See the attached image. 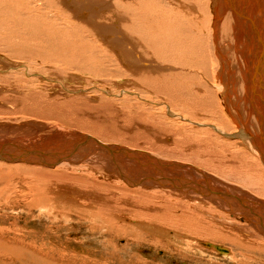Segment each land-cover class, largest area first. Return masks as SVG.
<instances>
[{"label": "bare ground", "instance_id": "bare-ground-1", "mask_svg": "<svg viewBox=\"0 0 264 264\" xmlns=\"http://www.w3.org/2000/svg\"><path fill=\"white\" fill-rule=\"evenodd\" d=\"M86 1L87 0H0V47L2 48L0 49V51L1 50H4V51L6 50L8 52L10 51L11 46L9 43L13 44V40L11 39V37H8L7 35H11L13 31L10 34H8L10 31L6 30L8 33L5 34L6 32L5 28L6 26L14 28L15 25L17 26L19 25L23 27L24 30H27L26 28L30 29V27L33 30L32 27H34L35 30H39V32L36 34L42 35V36H44L45 33H50V36L52 34L53 35L55 34L56 36L59 33L60 37L59 35L58 37L61 39L63 38L65 39V37L67 38V36H65L67 34L69 36L68 37L69 40L70 38L71 39L74 38L77 40V44H79V47L76 46V48L75 47L74 48L78 50V52H81L79 50L81 49L83 50L84 47L88 48L89 46L87 47V45L91 43L88 40H93L92 39L93 37L96 38V41L97 40L99 42L100 40L103 41V42H100L102 43L103 47L102 46L100 47L97 46V47L98 49L101 48V52L103 53L105 57L106 56L108 57V55H110L111 57H109L108 59H111L112 62H115L117 66V70L115 66V70H113V74L115 73L116 75L119 74L123 76L127 75L126 77L131 75L133 76V78L135 77V79H137V77L139 79L144 78L145 80L144 82L146 83L149 82L148 90H151L152 96H150L149 94L147 95L150 96V99L151 97L153 98L154 101L152 100L153 101L152 103L154 105H153V110L150 109V111H153V115L150 116L152 120H150L151 118L149 117L148 119L151 121L152 123L151 125H153L154 134H155L154 144L150 141L149 142L152 143L151 146L154 149H151V150L154 153H151L152 151L150 153L149 152L147 153L144 150H137V149L133 150V149L126 148L120 145H111L109 143L106 144L105 142H103L104 140L102 141L100 139H97L96 137H93V138L90 137L89 140L80 141L81 138L84 137L83 135L82 136L77 135L76 140L73 139L74 137L68 140L65 135L66 130L57 129V128H53L54 129L53 132L48 131L49 133H42L45 130L41 126L34 127L31 125L32 124L31 122H36V121H29V122H24V123H15V122L9 123L8 121L6 122L3 121V122H0V130L8 134L5 137L11 136V138L0 140V163H1L0 166L17 165L23 168L24 166H30L34 168L36 167V169L41 168L42 170L49 169V170H52L51 172H57L54 170H56V168H58L59 166L69 167L70 169L77 170L78 172L85 171V169H87V172L93 171L96 176L99 175L101 177H104L107 180L109 179L111 181H114L112 183L114 185L122 186L121 187V186L109 185V187H112L111 189L113 191L118 192L117 191L118 187L121 189L125 187L124 189L128 191H125L122 189L123 192L119 193L121 195L128 196L129 194L131 195L134 194V196L136 197L137 195L135 194H138V195L141 194L142 196H146L143 198L148 200V199H154V198L149 195H146L147 193L149 194V192H151L150 195H152L153 192H158L157 195H159L160 197L161 195L164 196L165 199L163 200H166V202H168L169 204L174 205L173 211L176 210V212H179V215H177L178 213L176 215L171 214L173 216L168 217L166 219V216L158 214L157 219H159L160 221L163 220L162 222L166 224H170L171 222H173L175 223L173 224L174 227L178 225L180 229L193 232L192 233L193 235L194 233L196 234L201 233L203 236L206 237L205 238L206 240L212 237L213 239H217L219 242L222 240L223 242L233 243L234 247L238 249V251L242 250L245 253L250 251L249 253L250 256H246L245 259L244 257L239 258V261H238L239 263H238L237 262L238 259H236L235 254L233 255V251L231 249L224 248L220 245H215V243L213 242L212 243L205 242L204 245L206 246V249L207 248L213 249L216 252H218L220 255L221 254L226 255L227 256L226 258H231L230 260L232 261L233 264H250L248 263L250 258H251L250 260L254 262L255 256L251 255V254H254V251H258V250L261 252L263 251L262 253L264 254V249H263L264 248V0H112L114 6L113 7L111 6V7L114 8L115 13H117L119 10H122V12L123 11L126 12V16L128 13L130 15H133L134 19H136L135 23L137 24H136L135 36L138 35V37L137 39L136 38L132 39L133 37L131 39L134 41H137V46L139 47V49L137 48L138 50H135L136 48L133 49L130 46L131 44H129L128 41H130L131 39L127 40L126 39L127 37L126 38L122 37L121 35H124V34L122 33V31L119 32V28H117L119 23L123 21V18L126 19L128 16L127 17L123 16L124 13L123 14L121 13L122 15L120 16L119 14L121 12L120 11L118 13L119 18H117L116 21L114 20L116 18L115 16L111 17L110 20L115 21L112 25H110L112 27L104 26L105 24L102 23V21L101 22L99 21L100 23L96 24L94 23V18L96 14L105 12L104 8L101 7L99 4H97L96 2L102 4V6L104 7H108L110 4V3L108 4V2L110 0H108L107 3L105 2L107 0L105 1L98 0V1H95L93 4H91V2L90 3L88 2V4L83 5V3ZM42 4H45V8L48 5L52 7L51 12L53 14L46 15L45 13L41 12L40 6ZM90 5H94V6L90 8ZM87 6L89 7L86 8ZM110 11L112 12V10ZM51 12L49 13L51 14ZM93 13H96V14L93 15ZM105 13H109V12H105ZM99 15L101 16V14ZM51 18H53L54 21L50 20ZM76 18H78V20L79 19L84 20L83 22L84 23L86 22L85 25L88 24V26H83L84 25L83 23L82 26H80L79 24L78 27L74 29L73 28L74 26L72 25L73 24L72 21ZM102 18L103 19L101 20H105L106 16ZM58 21H65L67 25L71 24L70 27L73 26L72 27L73 29L72 28L71 29L75 30L73 33L74 37L73 36L70 37L69 33L71 32L66 33V28L64 30L58 29V31L60 32L65 31L66 33L64 35L65 37L64 36L61 37L62 34L60 32H57V29H56L58 27L57 25H59L60 27V24H61V22L59 24ZM105 21H107V19ZM124 21H127V19ZM19 26H18V29L16 30L13 28L12 29L15 31H18L20 29L21 31V28ZM64 27H67V26H64ZM128 28H129V32H131L130 29H132L133 27H128ZM20 31L18 32L20 33ZM27 31H22L21 32L22 35H23V32H27ZM79 32L81 33L80 36L78 35ZM14 34H16V32L12 34V37ZM17 35L18 33L16 34V37ZM19 35H18V38H19ZM82 35L84 36L86 35V37H81ZM31 36L32 35H29L30 39H31ZM33 36L35 37L34 34ZM33 36H32V39H33ZM46 36L48 37V39L50 38L51 40H54L52 38L55 37V36L49 37L48 34L45 35V37ZM16 37L14 36L13 38L16 39ZM68 38L66 41H68ZM50 39L48 41L52 42L50 41ZM74 39L73 41L70 40L73 46H75L74 44L76 43ZM34 40H37V38H34ZM45 41L48 42L47 40ZM66 41L64 40L63 44L66 43ZM14 42L16 43L18 42V40H15ZM61 44L62 43H60L59 45L61 46ZM66 44H69L72 47V45L69 42ZM15 45L16 44H14V46ZM14 46H13V49H15L16 47ZM19 46H21V44ZM34 46L36 47V45H33V47ZM43 46L45 47V45ZM70 46H67V47H70ZM28 47L31 48V45ZM46 47L45 49H47ZM62 47L63 46H61V48ZM94 47L95 49L97 48L96 46ZM20 48L22 49V47ZM20 48L18 50L21 51ZM86 48H84V50ZM89 48H91V46ZM26 50L25 52H27ZM91 50H88L90 51L89 53H91ZM14 51L13 53L15 54ZM32 51L35 52L36 50L35 49L30 50V52ZM38 51H36L35 53L33 52L34 55L37 52L39 53L38 55H41V54L43 55L41 50H38ZM66 51L68 50L66 49ZM83 51H82L81 57L82 55H84ZM72 52L73 50L71 51V53ZM101 52L97 51V53L102 55ZM13 53L11 52V55ZM75 53L72 54L73 57L75 56ZM4 54L6 55V52ZM38 55H36L35 57L37 58ZM100 55L99 57L97 56V58H100ZM2 56L4 58V55ZM12 56L14 57L16 56V54ZM86 56L87 55H85V57ZM116 56L121 58V62L125 60V62L123 61L121 66L117 62L118 59L114 58ZM93 57L91 56L90 58H88L87 61H89V59L92 60ZM48 58H47V61H48ZM32 59L31 61H33ZM42 59L46 60L43 57ZM103 59H106V58H103ZM19 60L21 61L22 59H19ZM57 60L59 61L60 58ZM93 60L90 62L91 64L93 63ZM99 60H101V58ZM73 61L74 60H72V62ZM82 61H85V60H80L81 63L79 62V60L74 61L71 67L74 66L75 69L77 68L79 70H83L84 73H86L85 71H87V73L96 74L98 71L96 76L99 74L100 69L101 68L103 69L105 67L104 65H103L104 67H102L101 64H99L100 68H96V65L94 66L92 65L91 67H86L87 65L86 66L83 65L85 62L83 63ZM107 61H110V60H107ZM22 62L23 60L21 61V63ZM94 63H96L95 60H94ZM80 64H82L83 66ZM111 64H114V63H111ZM44 65H46V63H44ZM64 65L65 67L67 66L66 69L69 67L67 63ZM27 66L25 65V67ZM108 67L109 66H107V69H109ZM120 67L123 70H121ZM238 67H240V69L238 72V76H236L235 72L238 69ZM102 69L100 72H102ZM102 73L105 74L104 72ZM12 74L13 73H11L10 75ZM63 74L64 76L66 75L65 73H62V75ZM20 75L21 74H19V76ZM108 75H111V74H106V76ZM249 75H253V77L248 78ZM9 76H7V78ZM70 76L71 75H68L67 78ZM1 77L2 76H0V78ZM129 78L131 77L129 76ZM11 79L12 78H10V81ZM12 80H15V79H12ZM28 80L29 79H27V81ZM126 80L127 79H125V81ZM10 81L8 82L11 83ZM138 81L140 82V80ZM247 81L249 82V87H250V84H252L253 86L251 89V94H248V91H247V84H246ZM26 82H24V84ZM28 82L26 83L27 85H28ZM136 83H135V88L137 85ZM129 85L131 84L129 83ZM31 86L32 85H30V87ZM118 86H120V84ZM124 86H127V85H124ZM2 88L3 87H1V89ZM4 90H0V91H4ZM33 90L35 89L33 88ZM137 90L139 91V89ZM141 92H142V89H141ZM139 96L140 95H138V97ZM95 98L94 100H97ZM122 99L125 100V98H121V100ZM111 101L112 99L110 100V102ZM139 101L141 102V100ZM141 105L144 106L143 102ZM142 107L140 106V108ZM148 108H146V110ZM142 111H138V113L140 112L142 113L141 116L144 113ZM101 113L103 114V112ZM110 113H115V111L110 112ZM116 114L118 113L116 112ZM116 114L113 115L112 117L116 116ZM145 116H142V117L145 118ZM102 118L100 119V121H102L103 123L105 121H103ZM114 118H117V117H114ZM133 119L134 118H132V120ZM146 120H144V122L142 121H139V122L145 123ZM96 124H98V122ZM134 124L132 125L133 127H135ZM136 124L138 123L136 122ZM151 125L150 127H152ZM46 126L48 127V125ZM49 129H52V128L49 126L47 130ZM24 130H28L31 132H33L32 130H35V131L32 135L21 137V135L18 133L19 132L22 133ZM36 131L38 132L37 135H35ZM40 131H41V134H39ZM130 131L133 132V129ZM142 131H145V132L148 131L147 133H149V129L147 131L146 130H142ZM70 133H73V131L69 130L67 136ZM56 134H59V137H58L59 141H56L53 139L54 136L57 137ZM135 134L137 135V133ZM51 135L53 136L51 137ZM145 137L147 138L148 136H145ZM150 138H151V135H150ZM6 141H10L12 142V144L16 145V147L13 149L12 152H7L6 148L3 146L4 142ZM76 145L79 146L80 149L77 152H75V156L71 155L65 159L64 158L57 159V153L53 151L56 149H60V147L62 146H64L65 149H71ZM10 147L12 148L13 145H11ZM48 151L53 156L48 155L47 154ZM162 157H164L165 159H163ZM89 167L91 168L92 171H89ZM199 167L203 168L204 170H201ZM28 169L29 168L27 167V170ZM41 169H38V170H41ZM62 170H65V169L63 168ZM51 172L49 174H33V176H31L30 178L26 177L27 179L24 178L25 174L23 175V177H22V174L21 175L18 174L19 175V177L17 176L19 178L18 181L23 182V188H22V185L21 186L19 185L18 186L19 188L17 187L15 188L18 189L20 193L22 194L24 193L26 196L28 195L30 198H33L32 206L37 205L39 208H44L43 209L44 211L46 208V210L47 209L52 210V211L54 210V212L56 211L57 213L58 210L61 211L60 209L62 210L64 209V208H61L59 205L60 204L59 201L60 200L63 201V200L62 199L59 200V198H62V196L60 195V192L57 191L59 189L58 186L61 185L63 188V185L65 186L66 184L61 181L63 185L62 184L56 185L58 182H54L53 180L58 179V180L65 181L66 179L70 177L69 176L67 178V176L70 173L64 172V171L59 173L58 171L57 172L58 174H56V173H51ZM74 172L71 170L72 176H74L73 175ZM75 173L77 174V172ZM81 176L82 175H80V177ZM43 177L48 178V180L53 179L52 181L56 183L54 184L56 185V189L54 185L53 186L51 184L47 185V182L45 180L43 182L42 180ZM12 179L14 178L12 177ZM72 180L75 181L74 179ZM66 182H68L66 186H69V181L66 180ZM81 182H80V185H81ZM44 183H46V185ZM76 186L77 185L73 186L71 189L74 190L75 189L74 187ZM85 186L86 188H88L86 184ZM154 189H157V190H154ZM72 190L68 189V193H72V192H69ZM78 191H82V190H78ZM96 191H97V188H96ZM0 192H1V189H0ZM65 193L67 194V192ZM75 193H72V194L75 195ZM80 193L82 194L83 191ZM110 193L113 194L112 191H110ZM81 194H80V197L82 195L83 196L85 195V194H82V195ZM86 194L89 196V193L86 192ZM73 195L72 197H74ZM91 196L92 195H90V197L88 198H91ZM102 196L104 197V195ZM139 197L140 196L136 198L138 199ZM174 197L176 198L173 200ZM254 197L259 198V199H256ZM74 198L76 199V197ZM85 198L87 199V197ZM184 198H188L190 201H193V200L195 202L198 201V206H199V209L201 210V214L203 210H206L203 214L207 216L208 219L210 218L209 217L210 215L207 213V211L213 213L215 217L213 220H211L212 224L207 223L205 220L207 218L204 219L203 215H199L198 213H196L198 212L199 209L196 210V212L192 211V208L188 206V203L187 204L184 203ZM128 199L130 201V198ZM65 200L68 201L70 200V198L68 199L66 198ZM103 200L105 201V199H102L101 201ZM74 201H73L74 204L72 203L73 208L75 204L77 206L79 203V202L77 203L78 199L76 200V202ZM125 201L126 200H124L123 203ZM85 202L88 203V201H85ZM161 202L165 203V201H162V200ZM207 202L208 204L206 207L205 204ZM168 203H165V204H168ZM193 203L191 206H193ZM63 204L65 205L67 203H63ZM69 204H67V207L69 206ZM92 204L90 206H92ZM105 204H108V202L102 204V208L105 206ZM141 204L145 205L146 203L145 201L143 202L141 201ZM203 204L206 208L203 206ZM125 205H123V207H126L127 205H129V203H127L126 206ZM76 206L75 208H77ZM129 206L131 207L132 205H129ZM161 206L162 204L160 203V207ZM83 207L84 206H82V208ZM154 207L155 206H153V208ZM166 207H169V206L166 205ZM157 208L159 207L157 206ZM196 208H198L197 203H196ZM79 209H81V207ZM89 209L92 210L91 207ZM95 209H96L95 211L99 210L97 208ZM134 209L135 208H133V210ZM65 210L66 211L72 210V208L65 209ZM76 210L78 211V209ZM157 210H160V209H157ZM119 211H121V209ZM128 211L129 213L131 212L130 210ZM110 213L111 212H109V214ZM131 213L138 214L136 212L134 213V211ZM112 214L114 215L108 216L109 218L106 217L108 218L106 220L105 219L102 220L103 217H101L100 215H94L92 217L88 216L90 218H88L86 215H79L81 218L80 217L78 218L84 220L83 224L87 225V227L90 228L91 230L96 229V228L98 230H102L103 228H105L106 230L115 232L117 234L118 233L123 234L124 232H127L125 229H122L119 227L118 228L108 227V226H111L109 223V220L113 218L116 219L115 213H112ZM147 215H149V212ZM230 215L232 216V218H230ZM139 216H142V215L140 214ZM149 216H153V215H149ZM146 217L144 218L146 219ZM152 218L153 217H151V219ZM113 221L115 220L113 219ZM200 221H205L206 224L202 222V224L200 225L199 224ZM131 222L132 224H135V226H138L136 225L137 221L136 222L131 221ZM121 223L127 224L122 221ZM197 224H198V227H197ZM115 225L116 224H114L113 226ZM148 227L151 228L150 225H148ZM212 227L214 229L215 227L216 228L218 227V229L220 230L217 232H214V230H212ZM226 227H228L229 231L227 230ZM158 228L160 230L163 229V231L165 230L168 232L166 228L165 229L163 227H158ZM225 228L227 231L225 230ZM127 229H129V227H127ZM155 232L157 233L156 230ZM226 232H230L231 234L229 233L230 235H228ZM101 233H103V231H101ZM164 240L166 241L165 238ZM174 241H177V240L175 239ZM180 245H179V248L181 247ZM201 245H203V243H201ZM134 247L136 248V246ZM251 251L253 252L251 253ZM33 254H31L32 258L36 256ZM240 254H241V251H240ZM31 255H30V258H31ZM260 262L264 264V262L262 261ZM257 263H258V260H257Z\"/></svg>", "mask_w": 264, "mask_h": 264}, {"label": "rangeland", "instance_id": "rangeland-1", "mask_svg": "<svg viewBox=\"0 0 264 264\" xmlns=\"http://www.w3.org/2000/svg\"><path fill=\"white\" fill-rule=\"evenodd\" d=\"M95 1H98V0H87L86 2L83 3V5L88 4V2L89 3L91 2V4H93ZM105 2L107 3L108 0ZM96 3L99 4L101 7H103L105 12H109V13H105V12L99 13V14H101V16L99 14L93 13V15L96 14V16L98 17L97 18L95 16V18H94V23H96V24L100 23L102 21V23L105 24L104 26L112 27L110 25H112L116 21V19L119 18V14L121 16L124 13L123 16H126V12H124V11L122 12V10H119L117 13H115L114 8H112L114 6L112 0H110L108 2V4L109 3L111 4V5L109 4L108 7H104V6H102V4H100L98 2H96ZM48 6H46V8H45V4H42L40 6L41 7L40 10H41V12L45 13L46 15H48V14L52 15L53 14L51 12L52 7L49 6V8H48ZM93 6L94 5H90V8H92ZM88 7L89 6H87L86 8H88ZM47 8H48V10H47ZM110 10H112V12ZM49 12H51V14ZM104 16H106L107 21H105L106 19L101 20V19H103L102 17H104ZM114 16L116 17L114 19L115 21L114 20L111 21L110 20L111 17H114ZM127 16H126L127 21H124L126 19L123 18V21L119 23L117 28H119V32L122 31V33L124 34L121 36L125 37V38L127 37L126 38L127 40H130L132 37H133L132 39H134V38L137 39L138 35L135 36L136 24H137V23H135L136 19H134L133 15H130L128 13H127ZM50 20H53V18H51ZM76 20H78V18H76L72 21L73 22L72 25L74 26V27L73 26L72 27L74 29L76 27H78L79 24H80V26H82L84 23L83 22L84 20H81V19H79L78 21H76ZM58 22H59V24L61 22V24H60V27H59V25H57L58 26L56 28L57 32H60V31H58V29L64 30L66 28V33L71 32V33H69L70 37L73 36V33L75 30H72L73 28L70 27L71 24L67 25V23H65V21H58ZM62 23H63V25H62ZM85 24H86V22L84 23L83 26H88V24L87 25H85ZM4 26H6V25H4ZM16 26L17 25H15L14 28L6 26L5 31L8 30L10 32L8 33L6 31L5 34H7V33L10 34L13 31L11 33V35H7L8 37H11V39L13 40V44L9 43L11 46L10 47L11 49L9 52L6 50L0 51V53L2 55H4V58H3V56L0 54V59L2 60V61L0 60V65H1L0 66V68H1L0 74H2V75H0V76H2L0 78V82L3 83V84L0 83V90H4V89L6 90V92H5V90L0 91V122L8 121L9 123H11V122L24 123V122H29V121H36V122H31L32 123L31 125L34 127L35 126H41L45 130L42 133L53 132L54 131L53 128L66 130L65 135H66V138L68 140H70L72 137H74L73 139L76 140L77 135L78 136L83 135L84 137H91V138L96 137L97 139H100L102 141L104 140L103 142H105L106 144L109 143L111 145H120V146H124L126 148H130L133 150H135V149L144 150L147 153L148 152L150 153L152 151L151 149H154L151 145H152V143L154 144V142H155V137H154L155 134H154L153 125H151L152 123L150 121V120H152V118L150 116L153 115V111H150V109L153 110L154 104L152 102L154 100L152 97L150 99V96H152V92H151V90H148L149 89V85H148L149 82L146 83V82H144L145 81L144 78L139 79L137 77V79L140 80V82H139L137 79H135V77L133 78V76H131V75H129V76L133 79L129 78V76L126 77L127 75L123 76V75L118 74L119 75V77H118V75H116L114 73L116 75L115 76L113 74V70H115V66H116L115 62H112L111 59H108L109 57H111L110 55L107 54L108 57L107 56L105 57L103 55V53L101 52V48L98 49V47H100V46L103 47L102 43H100L103 41H101V40H100V42L98 40L96 41V38H94L93 36H91V37H93L92 38L93 40H88L91 43L87 45V47L91 46V48L88 47L89 48L88 49V48L84 47V48H86L85 50L83 48L84 51L81 49V50H79L81 52H78V50L75 49L76 46L79 47V44H77V40L74 38H72V39L70 38L71 41H73V39H74L76 42V43L73 42V43H75L74 44L75 46H73V44H71L72 42L68 38L69 36L65 33V31L60 32L62 34L61 37L66 34L65 36H67L68 41H66L67 38L65 36H64L65 39L59 38L60 37L59 33L56 36H55V34L54 35L52 34L50 36V33H45V35L48 34L49 37L55 36L52 38L54 40L56 39L55 41L51 40L49 38L50 41L53 42L52 43V42L48 41L49 39L47 36L45 37V35L44 36L37 35L36 33H38L39 30H35L34 27H32L33 30L31 29V27H30V29L26 28L28 30L27 31V30H24L23 27L18 25L21 28V31H20V29L18 30V31H20V33H19L18 31H15L16 29H18V26H17V28H16ZM64 26H67V27H64ZM128 27H133L132 29H130V31L134 34L129 32ZM12 28L15 30H13ZM35 28H37V27H35ZM126 28L128 31L126 30ZM22 31H27V32H23V35L25 33L24 36L21 33ZM15 32H16V34L18 33V35L20 34L22 36L19 35V38H18V35L16 37V34H14L13 37L15 36L16 39L13 38L12 34ZM26 33H28V34H26ZM122 33H120V34H122ZM33 34L35 35V37L33 36ZM29 35H32L33 39H32V36L30 39ZM58 35H59V37H58ZM78 35L80 36L81 33L79 32ZM86 35L85 36L82 35L81 37H86ZM43 37H45V38H43ZM128 37H129V39H128ZM28 38H29V40H28ZM34 38H37V40H34ZM98 38H99V36H98ZM44 39L47 40L48 42H46ZM100 39H101V37H100ZM132 39L130 40L131 42L128 41L129 44H131L130 46L133 49L136 48L135 50H138L139 47L137 46V41H134ZM15 40H18L19 43L21 41V43H20L21 46H19L20 44L18 42L15 43L14 42ZM31 40L32 41L34 40V41L32 42ZM64 40L66 41V43L69 42L73 48L69 44H66V43L63 44ZM60 43H62L61 44V46H63L62 48L59 45ZM14 44H16L15 46L17 48L14 46ZM30 45H31V48L28 47ZM33 45H36V47L35 46L33 47ZM43 45H45V47L47 46L46 47L47 49H45V47ZM65 45L70 46V47H67ZM92 45H93V47H92ZM135 45H136V47H135ZM13 46L15 47V49H13ZM94 46H96V47L98 46V47L95 49ZM20 47H22V49ZM25 47H27V48H25ZM19 48L21 49V51L18 50ZM0 49H2V48L0 47ZM12 49H13V51L15 50L14 52H15L17 58L20 57L19 59L23 60L22 63H21L22 60L20 61L19 59L16 58V56H14V57L12 56V55H15L13 53ZM16 49L18 50V52ZM33 49H35L36 51L41 50L43 55L45 53V55H44L45 57L42 54H41L42 56L38 55L39 51L34 55V53L36 51L30 52V50H33ZM66 49L68 51H66ZM77 49H79V48H77ZM94 49H95V51H94ZM25 50L27 52H25ZM72 50H73V52L71 53ZM74 50L76 51L77 54L75 53ZM88 50H91V53H89L90 51H88ZM82 51L84 52L83 53L84 55H82V57H81ZM97 51L101 52V54L103 56L100 55L99 53H97ZM5 52H6V55L4 54ZM11 52L13 53L12 55H11ZM74 53H75V56L73 57L72 54H74ZM78 53H80V54H78ZM8 54H10V55H8ZM94 54L96 57L94 56ZM18 55H19V57H18ZM20 55H22V56H20ZM36 55H38L37 58L35 57ZM85 55H87L88 57L86 56L87 57L86 58ZM99 55H100L101 60H99L100 58H97V56L99 57ZM23 56H25V57H23ZM79 56L81 57V59ZM91 56L92 57L94 56L95 58H97V59H95L93 57L97 64L94 63L93 58H92V60H93L92 64L90 63L92 61L91 59H89V61H87L88 58H90ZM42 57L45 58L46 60L42 59ZM13 58H15V59H13ZM32 58H34V59H32ZM47 58H48L49 62L47 61ZM56 58L57 59L60 58V60L58 61ZM103 58H106V59H103ZM114 58L118 59L117 62L120 64V66L122 65L123 61L125 62V60H123L121 62L120 57L116 56ZM31 59L33 61H31ZM37 59H39V60H37ZM40 59L44 62H42ZM72 60H74V61L79 60V62H80V60H85V61H82L83 63L85 62L84 64L83 63L82 64L85 66L87 65L86 67H91L92 65L93 66L96 65V68H100L99 64H101L102 67L105 66L103 69L101 68L102 72H104L105 74L100 72L101 69H100L99 74L97 76H96V74L98 73V71L96 74L87 73V71H85L86 73H84L83 70H79L77 68L75 69L74 66L71 67V65L74 62V61L72 62ZM107 60H110V61H107ZM63 62H64V64L67 63L70 68L68 67L66 69L67 66L65 67ZM11 63H12V65H11ZM44 63H46V65H44ZM111 63H114L115 65L111 64ZM3 64H5V65H3ZM40 64H42V65H40ZM48 64H49V66H48ZM82 64H80V65H82ZM25 65L26 66L28 65L27 66L28 68L25 67ZM4 66H6V67H4ZM7 66H8V68H7ZM10 66H11V68H10ZM107 66H109L108 67L109 69H107ZM120 69L123 70L121 67H120ZM239 69H240V67H238V69L235 72L236 76H238ZM77 70H78V72H77ZM116 70H117V66H116ZM18 71H20V72H18ZM14 72H15V74H14ZM11 73H13V74L10 75ZM62 73H65L66 75L68 74L71 76L67 78L68 75L64 76V74L62 75ZM19 74H21V75L19 76ZM24 74L26 75V77ZM100 74H101V76H100ZM106 74H111V75L106 76ZM6 75L9 77L7 78ZM102 75H104V76H102ZM147 75H149V74H147ZM251 77H253V75H249L248 78H251ZM10 78L15 79V80L11 79V81H10ZM20 78H21V80H20ZM26 78L29 79L31 82L29 80H28L29 81L28 82ZM125 79H127L126 80L127 82L125 81ZM8 81H10L11 83H9ZM26 81L28 82V85L26 84L27 83ZM24 82H26V83L24 84ZM65 82H67V83H65ZM117 82H118V84H117ZM12 83H13V85H12ZM22 83H23V85H22ZM129 83L131 85H129ZM135 83L137 84L136 88L139 89V91L135 88ZM119 84H120V86H118ZM246 84H247L248 94H251V89L253 86H252V84H250V87H249L248 81L246 82ZM30 85H32V86L30 87ZM124 85H127V86H124ZM20 86L22 87V89ZM1 87H3V88L1 89ZM33 88L35 90H33ZM141 89H142V92H141ZM147 94H149L150 96ZM26 95L29 97H27ZM138 95H140V96L138 97ZM125 96H127V97H125ZM120 97L125 98V100L124 99L121 100ZM94 98L97 100H94ZM103 98H105L107 100H105ZM126 98H127V100H126ZM137 98L139 100H141V102ZM143 98H145V99L147 98L148 101H147V99L145 100ZM111 99H112V101L110 102ZM142 102H143L144 106L141 105ZM145 102H146V104H145ZM103 106H105V107H103ZM140 106L141 107L143 106V107L140 108ZM109 108H110V110H109ZM146 108H148V109L146 110ZM86 109H88V110H86ZM105 109H107V110H105ZM140 109H142L143 111ZM36 110H37V112H36ZM137 110L144 112L142 116L146 115L145 118H143L141 116L142 113L141 112L138 113ZM113 111H115V113H110ZM146 111H147V113H146ZM38 112H39V114L40 113L41 114L39 115ZM101 112H103V114ZM107 112H108V114H107ZM116 112L118 114H116ZM85 113H87V114H85ZM94 113H95V115H94ZM149 113H150V115H149ZM115 114H116V116H114V117H117V118L112 117ZM88 115H90V116H88ZM100 115H101V117H100ZM94 116H96V117H94ZM148 117L151 119L149 120ZM101 118L105 122L102 123V121H100ZM104 118H106V119H104ZM132 118H134V119L132 120ZM142 119H144V120L147 119V120L145 123H140L139 121L144 122V120H142ZM40 122H42V123H40ZM97 122H98V124H96ZM136 122L139 125L136 124ZM44 123L46 125H48V127L50 126L52 129L47 130L48 127ZM131 123H133V124L135 123L134 124L135 127H133L132 126L133 124H131ZM148 123L152 127H150V125ZM107 124H109V125H107ZM131 127H133V128H131ZM143 127L146 129H144ZM132 129H133V132L130 131ZM148 129H149V133H147ZM69 130L70 131L72 130L73 133H70L67 136ZM142 130H146L147 132L142 131ZM32 131L33 132L28 131V130H24L22 133L19 132L18 134H20L21 137H24V136L32 135L35 130H32ZM37 133L38 132L36 131L35 135H37ZM135 133H137V135ZM0 134H1L0 140L6 139V138H11V136L5 137L8 134L1 131V130H0ZM39 134H41V131ZM74 135H76V136H74ZM131 135H132V137H131ZM133 135H134V137H133ZM150 135H151V138H150ZM52 136L53 135H51V137ZM145 136H148V137L146 138ZM113 140H115V141H113ZM149 141L152 143H150ZM144 143H146V144H144ZM151 153H154V152L152 151ZM162 158L165 159L164 157H162ZM27 167L30 170L29 169L27 170ZM24 168H26V169H24ZM24 168L21 166L19 167L17 165H15V166L14 165H12V166H10V165L0 166V189H1V192H0V240H1L0 241V264H233L232 261L230 260L231 258H226L227 257L226 255L221 254V255H223V256H221L218 252H216L213 249H208V248L206 249V246L204 245L205 242H211V243L213 242V243H215V245H220L224 248L231 249L233 251V255L235 254L236 259H238L237 262L239 261V258L244 257V259H245L246 256H250L249 255L250 251L247 253H245L242 250L238 251V249H236L234 247L233 243L223 242L222 240L219 242L217 239H213L212 237L206 240L205 239L206 237L203 236L201 233H197V234L194 233V235H193L192 234L193 232L186 231L184 229H180L178 227V225L176 227H174L173 224H175V223H173V222L170 223V221H169L170 224L163 223L162 222L163 220L160 221L159 219H157L158 214L166 216V219L168 217L176 215L177 213H178L177 215H179V212H176V210L173 211L174 205H171L168 202H166V200H163V199H165L163 195L160 194L161 195V197H160L159 195H157L158 192H153V194L150 195L151 192H149V194L147 193L146 195H149V196L153 197L154 199H148V200L143 198L146 196H142L141 194H139V195L135 194V195H137L136 197L140 196L138 198L139 200L134 196V194H132V195L129 194L128 196L127 195H121L119 193L123 192V190L128 191V190L124 189L125 187L122 188L123 190L118 187L117 188L118 192L113 191L111 189L112 187H109V185H114V184H112L114 181H111L109 179L107 180L104 177H101L99 175L96 176L90 167H89V171H92V172H87V169H85V171H79L80 173L77 170L70 169L69 167H64V166L60 167L59 166L58 168H56V170H54V171H57V172L59 171V173H61L63 171L70 173L67 176V178L69 176L70 177L68 179H66L67 181H69V186H66L68 183V182H66V180L64 181V180H58V179L53 180L52 179L54 182H58L56 184L52 180H48V178L43 177L42 180H43V182L45 180L47 182V185H50V184L52 186L54 184L60 185V184H62L61 181L66 184L65 186L62 184L63 188L61 185H60L61 187L58 186L59 189L57 190L58 192H60V195L62 196V198H59V200L60 199L63 200V201H61V200L59 201L60 202L59 205L61 208H64V209L63 210L60 209L61 211L58 210L57 213H56V211L54 212V210L52 211L49 209H47L48 210V212H47L46 208L44 211L43 210L44 208H39L37 205L32 206L33 198H30L28 195L26 196L24 193L23 194L20 193L18 191V189H16L15 187L19 188L18 186L22 185V188H23V182L18 181V179H19L18 177L21 174H22V177L25 174L24 178L27 179L26 177L30 178L31 176H33V174H49L52 170H49V169L42 170L41 168H38V169H41V170H38V169H36V167L34 168V167H30V166H24ZM59 168L61 170L64 168L65 170L61 171ZM200 169L204 170L203 168H200ZM71 170L73 172L74 171L77 172V174L74 172L73 173L74 176H72ZM40 171L43 173H41ZM18 172H20V173H18ZM35 172H37V173H35ZM57 172H51V173L58 174ZM5 175H6L7 179H6ZM80 175H82V176L80 177ZM12 177L14 179H12ZM78 177H80V178H78ZM72 179H74L76 182L73 181ZM81 181H83V182H81ZM52 182H53V184H52ZM80 182H81V185H80ZM8 184H9V186H8ZM44 184L46 185V183H44ZM85 184L88 186V188H86ZM43 185H41V186H43ZM56 185H54L55 189H56ZM72 185L73 186L77 185L76 187H74L76 190L71 189L73 187ZM95 185H96V187H95ZM81 186H83V187H81ZM114 186H121V185H114ZM78 188H80V189H78ZM96 188H97V191H96ZM68 189L72 190V191H69L72 193H75V191H76L75 195H77V194L78 195L75 196L72 193H68ZM77 189L82 190L83 191L82 194H85L84 196L87 197V199L80 193L82 191H78ZM85 189H87V190H85ZM5 190H7V191H5ZM92 190H94V191H92ZM154 190H157V189H154ZM64 191L67 192V194ZM110 191H112L113 194H111ZM86 192L89 193V196L86 194ZM97 192H99V193H97ZM114 192H116L117 195ZM109 193H110V195H109ZM6 194L9 196H7ZM80 194L82 195L81 196L82 198L80 197ZM72 195L74 197H76V199L74 197H72ZM90 195H92L91 196L92 199L88 198V197H90ZM102 195H104V197ZM119 195H121V196H119ZM118 196L120 197V199ZM124 196H125V198H124ZM101 197H103V198H101ZM127 197L130 198V201ZM64 198L65 199L70 198V200L66 201ZM131 198H132V200H131ZM175 198L176 197H174L173 200ZM254 198H256V197H254ZM74 199H75V201H74ZM77 199H78L77 203L78 202L79 203L77 206L75 204L74 208H73L72 203H73V201L76 202ZM93 199H94V201H93ZM102 199H105V201L104 200L101 201ZM256 199H259V198H256ZM117 200L118 201L120 200L121 202L120 201L118 202ZM124 200H126V201L123 203ZM140 200L142 202L145 201L146 204L145 205H143L144 203L141 204ZM161 200L165 201V203H168V204L161 202ZM81 201H82V203H81ZM85 201H88L89 204L86 203ZM89 201L92 202L93 204L90 203ZM97 202H98V204H97ZM107 202H108V204H105V206L103 205L104 207L102 208V204L107 203ZM126 202L129 203V205H132L133 207L132 206L130 207L129 205H127ZM191 202L192 203L194 202L193 206H191L192 205ZM63 203H67V204L70 203V204L67 207V204L64 205ZM125 203L127 206L125 205ZM160 203L162 204L161 207H160ZM184 203L185 204L188 203V206H190L192 208V211H194V212H196V210L199 209L198 201H196V202L194 200L190 201L188 198H184ZM196 203H197L198 208H196ZM91 204H92V206H90ZM122 204L125 205L126 207H128V206L129 207L128 208L123 207ZM207 204H208V202L205 204L206 207H207ZM156 205L159 208H157ZM166 205H168L169 207H166ZM75 206L77 208H75ZM82 206H84V207L82 208ZM95 206H97V207H95ZM100 206H101V208H100ZM153 206H155L156 208L155 207L153 208ZM203 206H204V204H203ZM209 206H211V205H209ZM69 207L72 208V210L66 211L65 209H70ZM80 207H81V209H79ZM88 207L89 208L91 207L92 210L89 209ZM94 207L97 209H99V208L100 209L98 211H95L96 209ZM108 207H110V208H108ZM140 207H141V209H140ZM133 208H135L136 210L135 209L133 210ZM161 208H162V210H161ZM73 209H75V210L78 209V211L77 210L75 211ZM120 209H121V211H119ZM126 209L130 210L131 212L134 211V213L136 212L138 214H132L131 212L129 213V211ZM142 209H144V210H142ZM149 209H151V210H149ZM157 209H160V210H157ZM168 209H169V211H168ZM71 211H73V212H71ZM107 211H108V213H107ZM117 211L120 214H118ZM205 211L206 210H203V212L201 214V210L199 209L198 212H196V213H198L199 215H203L204 219L207 218V219H205L206 222L212 224L211 220L214 219L215 215L213 213L207 211V213L210 215L209 216L210 218L208 219V217L203 214ZM91 212H93V213H91ZM109 212H111V213L109 214ZM121 212H123V213H121ZM148 212H149V215H153V216L147 215ZM162 212L163 213L165 212V213L163 214ZM112 213H115V215H116V219L113 218L116 222L113 221V219H111V220H109V223L111 226H108L107 224L106 225L109 228H118L119 227V228L125 229L127 232H124L123 234H120V233L117 234L115 232L108 231L105 228H103L102 230H98L97 228L91 230L90 228L87 227V225L83 224L84 220L80 219L81 217L79 216V215H86L87 217L88 216L92 217L94 215H100L101 217H103L102 220H104V219L106 220L109 218L108 216L114 215ZM139 213L142 216H139L140 215ZM144 214H146V215H144ZM171 214H173V215H171ZM120 215H121V217H120ZM63 217H65L66 219ZM78 217H80V218H78ZM106 217H108V218H106ZM144 217H146V219ZM151 217H153L152 218L153 220L151 219ZM88 218H90V217H88ZM230 218H232L231 215H230ZM121 221L125 222L127 224L121 223ZM131 221H135V222L137 221L136 225H138L139 227L135 226V224H132ZM202 222L205 223V221H200L199 224L201 225ZM78 223H79V225H78ZM144 223L146 226L144 225ZM114 224H116L115 225L116 227L113 226ZM147 224L150 225L153 230L150 227H148ZM213 224H214V222H213ZM168 225H169V227H168ZM127 227H129V229H127ZM158 227H163L164 229L166 228L168 230V232L165 230L163 231V229L160 230ZM197 227H198V224H197ZM226 228L229 231L228 227H226ZM226 228H225V230H226ZM131 229H133V230H131ZM148 230H150V231H148ZM155 230L157 231V233L155 232ZM212 230H214V232H217L220 229H218V227L217 228L215 227V229L212 227ZM101 231H103V233H101ZM165 232H167V233H165ZM226 233L228 235L231 234L230 232H226ZM164 238L166 239V241L164 240ZM195 238L196 239L199 238V239L196 240ZM175 239L177 241H174ZM203 239H205V240H203ZM211 239H212V241H211ZM168 240H170V241H168ZM104 241L107 243V245ZM201 243H203V245H201ZM177 245H178V247H177ZM179 245L181 246L180 248H179ZM134 246H136V248ZM186 247H188V248H186ZM240 251H241V254H240ZM258 251H254V254H251V255L255 256L254 262L252 260H250L251 258L250 259L248 258L249 259L248 263H250V264H263L260 262V261L264 262V254L262 253L263 251L262 252L261 251L258 252ZM252 252L253 251H251V253ZM31 254L36 255V256H34L32 258ZM30 255H31V258H30ZM257 260H258V263H257Z\"/></svg>", "mask_w": 264, "mask_h": 264}, {"label": "water", "instance_id": "water-1", "mask_svg": "<svg viewBox=\"0 0 264 264\" xmlns=\"http://www.w3.org/2000/svg\"><path fill=\"white\" fill-rule=\"evenodd\" d=\"M57 137H53L54 140L56 141H59V134H56ZM90 137H82L80 141H86V140H89ZM13 145V147L11 148L10 146ZM3 146L6 148V151L7 152H12L13 149L16 147V145L12 144V142L10 141H6L4 142ZM80 149L79 146H74L73 148L71 149H65L64 146L60 147V149H56V150H53L55 153H57V159L59 158H67L69 156H75V152H77L78 150ZM48 155L50 156H53L49 151L47 152ZM22 155V154H21ZM120 156V154H119ZM56 159V160H57ZM217 247V246H216Z\"/></svg>", "mask_w": 264, "mask_h": 264}]
</instances>
